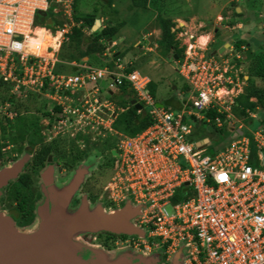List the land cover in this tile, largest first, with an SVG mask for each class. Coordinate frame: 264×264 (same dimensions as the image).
<instances>
[{
	"label": "built area",
	"instance_id": "2783aa9c",
	"mask_svg": "<svg viewBox=\"0 0 264 264\" xmlns=\"http://www.w3.org/2000/svg\"><path fill=\"white\" fill-rule=\"evenodd\" d=\"M72 4L0 0V81L12 95L31 92L60 109L52 113L51 136L86 135L91 141L119 136L112 176L103 190L112 204L131 200L140 209L136 226L145 229L147 238L139 244L147 250L156 245L169 258L181 247L182 264H264V128L249 131L243 124L255 113L246 112L244 118L232 113L245 86L235 66L208 54L207 40L199 42L207 38L204 25L186 32L176 22L171 32L183 48L176 71L188 85L176 112L157 106L146 93L147 76L126 73L120 64L112 70L57 73L56 53L74 26ZM51 7L66 23L54 34L39 33L35 17ZM103 79L109 91L127 82L136 102L150 109L152 124L133 137L114 131L115 106L100 101L98 89L87 86ZM198 124L209 132L226 129L228 143L203 155L209 140L190 138Z\"/></svg>",
	"mask_w": 264,
	"mask_h": 264
},
{
	"label": "trees",
	"instance_id": "16d2710c",
	"mask_svg": "<svg viewBox=\"0 0 264 264\" xmlns=\"http://www.w3.org/2000/svg\"><path fill=\"white\" fill-rule=\"evenodd\" d=\"M102 1L103 4L112 7L111 0ZM75 3L76 0H73L72 20L75 25L70 29L66 40L61 44L59 52V61L61 65L59 64L55 68V71L57 73H72L68 71L67 67L64 65L71 62L77 64L82 63L84 58H93L97 63L99 62L98 60L102 59L104 63L99 67L100 69L103 67L109 70L115 69L114 62L120 60L125 55V52H119L111 61H107L108 56L105 54L107 51L117 48V43L114 47H111L109 44L116 42L119 35V28L123 26V23H113L114 20L110 15L102 13L99 15L86 13L79 16L75 9ZM132 3L137 8L148 9V5H150L158 11L162 9V4L160 6L157 0H132ZM46 14L47 16L48 14L53 15V17L50 18L54 22V26L56 25L58 28L61 27L63 24L60 18L61 14H55L52 7L47 10ZM97 17L102 18V28L89 33V28L93 26ZM157 22L160 30V36L157 41L158 50L162 53H169L175 60L181 59L183 56V48L179 46V42L175 38V33L171 32L175 23L172 19L164 18L160 14L157 15ZM47 28L55 30L53 27ZM244 43L245 42L241 39L237 40L234 44V49L238 51ZM251 60L254 62L248 66L246 71L249 79L246 86L243 88V92L235 99V105L232 109V113L238 118L246 117V112L255 113L257 109H262L261 113L264 115V54L259 53L256 57H252ZM124 69L126 73H130L134 70L131 64L124 66ZM250 78L261 80L262 85L252 84ZM106 80L108 81V79ZM1 84L3 83L0 81V85ZM115 89L116 90L108 92V101L113 103L116 108V116L112 123V128L120 135L133 137L152 124L150 109L143 108L140 112L135 109L131 102L136 100V96L127 82H123ZM6 91L7 93L5 95L0 96V104L8 103L10 107L8 110H12L14 118L8 119L7 117L0 116V166L7 161L6 154L2 152V148L8 145L16 146L19 151L24 144H28L32 147H34L36 143L41 144V151L38 152L37 156L39 157V164H42L41 161L44 160V157L49 151H53L55 155L64 160L67 159L68 156H72L73 149L76 147V141L88 146V148H85L87 155L95 151L101 156L103 155V157L106 155L112 158L111 151L117 150L119 142L118 135H108L103 138H97L95 141H91L89 136L77 135L70 143L62 136H58L48 144L42 143L44 139L43 125L34 122L33 126H31L29 122L28 124L24 122V116H33L34 113H41L42 117L46 118L48 122L46 128L50 129L52 124H54L52 113H59L60 109L58 107H50L48 110L40 111L39 108H34L33 106L28 108L29 103L32 104L37 98H41V96L31 92H22V96L20 95L21 93L12 95L8 87ZM187 91L188 85H182L181 92L186 93ZM146 93L155 100V84L151 80L146 87ZM251 99H253V101ZM180 106V104L177 105V110L180 109ZM209 116L213 117L215 113L212 112ZM19 126L22 127V130L18 129ZM47 129H45V131ZM114 137V142H111L110 139H114ZM69 145L71 147H69ZM41 155H44V157H40ZM37 157L34 161L36 164ZM70 159L68 162H72ZM112 161H114V158H112ZM109 163L111 162L109 161ZM32 170L34 171L35 169L33 168ZM21 179L20 182L13 184L9 188L8 199L13 201L20 199V204H25V200H27L26 196L31 194V182L28 175L22 176Z\"/></svg>",
	"mask_w": 264,
	"mask_h": 264
},
{
	"label": "rangeland",
	"instance_id": "374dc122",
	"mask_svg": "<svg viewBox=\"0 0 264 264\" xmlns=\"http://www.w3.org/2000/svg\"><path fill=\"white\" fill-rule=\"evenodd\" d=\"M158 4L161 6V10H156L153 6L148 5V9L146 8H137L133 5L132 0H111L112 7H108L107 5L103 4L102 0H76L75 9L77 14L84 15L86 13H94V14H106L110 15L113 18V23H123V26L119 28V35L116 39L118 44L117 48L111 49L114 50L116 53L125 52V55L120 59L122 65L126 66L128 64L132 65L133 71H137L139 74L143 76H147L150 80L153 81L155 84V100L157 103L161 104L165 108H169L172 111H177V105L181 104L183 101V95L180 94L182 85H186V82L178 75L176 71V61L174 60L169 53H162L158 50V38L160 36V30L158 28L157 22V15L160 14L164 18L172 19L174 23L178 20L179 27H183L182 31H194L197 29L198 24L205 25V31L207 32L210 28L213 27L211 22H219L220 20H216L215 16L219 13L222 16H225L226 7L225 1L226 0H157ZM249 4L253 5V10L257 12H261L264 16V0H248ZM241 8L245 9L247 6L246 4H239ZM235 13H237L235 9ZM238 14V13H237ZM48 17H53V15L48 14ZM55 19V18H54ZM63 19V18H62ZM97 19H95L96 21ZM62 21V20H61ZM64 21V20H63ZM62 21V22H63ZM264 23V19L262 21ZM34 25L38 28L42 29H49L47 28L43 17L40 15H36ZM220 26L217 23V26ZM176 24L173 26L175 29ZM216 26V27H217ZM156 31L155 34L153 32ZM223 31V30H222ZM221 31V34L226 38L227 41L234 42L237 39H241L242 41L246 42L250 40L242 31H238L236 33L231 31ZM211 32V29H210ZM42 33V32H39ZM192 33V32H191ZM149 34H151L149 36ZM175 33V37H176ZM211 35V33H210ZM46 39V38H45ZM43 39V42L48 41ZM185 39V38H184ZM206 37L202 36L199 39L200 43L205 42ZM221 38L218 36L215 39V42L211 45L213 50H216L221 45ZM135 42H139V45L135 47ZM180 44L181 41L179 40ZM185 43V41H184ZM257 42L251 43V49L254 52V57H256L260 50L255 47ZM234 46V45H233ZM149 49L150 51H146ZM110 50V51H111ZM211 55V52L208 53ZM262 54H264L262 52ZM239 56L238 58L236 57ZM242 56L240 52H236L235 50H226L222 57V59H227L231 64L235 66V68H241L244 72L247 71L248 66L254 61L249 60L247 62L239 61V58ZM152 60H156L152 63ZM99 62L95 61L93 58L89 59V64L95 68L99 69L101 65L104 63L103 60H98ZM116 69V68H115ZM244 72H240L239 74L242 75ZM72 74V73H70ZM250 82L256 85H262V81L257 78H250ZM108 81L106 79L100 80L96 83H88V89L96 87L98 89L97 98L100 101H108L109 99V88H108ZM175 87V89H173ZM7 85L1 84L0 85V96L5 95ZM116 90L115 87L112 88ZM177 93V94H176ZM39 108L40 111L48 110L50 106V102L44 96L41 98H37L32 104H28L29 107ZM10 109L8 103L0 104V116L8 118H14L12 110ZM262 110V109H261ZM260 109L256 110V118L255 119H244L243 124L249 131H253L254 129L264 128V115L261 113ZM50 111V110H49ZM24 122L29 125L33 126V123L37 122L38 124L43 125L44 134L49 135L48 129L46 128L48 122L46 118H43L41 113L33 114V116L28 115L24 116ZM40 122V123H39ZM26 124V125H27ZM19 130H22V127H18ZM47 129V131H45ZM248 136L249 134L246 133ZM63 137H70L69 135ZM228 133L226 129H222L221 131H217L216 129L213 132H208L206 127L203 125L198 124L190 136L193 140H201L202 138H207L210 142L209 149L203 155H210L214 154L216 151L221 150L224 147L225 143L227 142ZM114 139H110L111 142H114ZM231 140V139H230ZM67 142H71L68 140ZM73 145V144H72ZM80 146V142H75V146ZM85 145V144H84ZM91 146V144H90ZM89 146V147H90ZM69 147H71L69 145ZM88 146L85 145V148ZM94 153L95 157H89L88 167H91L95 163H99L100 165L103 162H111L108 163V166L105 169H101L98 174L95 175L94 180L89 183L90 187H93L95 190L100 187V185L105 186L107 182L110 180L112 176V167L113 161L112 158L105 155L101 156L97 152L93 151L88 153ZM98 166V164H97ZM97 170V169H96ZM94 171L89 168L88 173ZM105 198V197H104ZM166 211L168 213L172 212L170 206H166ZM156 245L151 247L150 250H155ZM127 252H122L121 255H127ZM107 258L114 257L115 253L110 252L106 253ZM174 255V254H172ZM172 255H169V258H166L167 264H172ZM117 256V255H116ZM166 256V255H165ZM178 259V258H177ZM151 261H155L156 264L160 260L158 254L153 253L152 257L150 258ZM179 260V259H178ZM180 261V260H179Z\"/></svg>",
	"mask_w": 264,
	"mask_h": 264
},
{
	"label": "flooded vegetation",
	"instance_id": "af4514ba",
	"mask_svg": "<svg viewBox=\"0 0 264 264\" xmlns=\"http://www.w3.org/2000/svg\"><path fill=\"white\" fill-rule=\"evenodd\" d=\"M239 4H246L247 7L243 9ZM224 5L226 7L225 16L220 14V21L217 22L220 26H217L216 21L211 22L213 27L210 28V43L212 42L211 44H213L218 36L223 39L225 38L221 34L222 30L234 33L242 31L249 39L252 40V42L247 40L243 46L247 43L251 44L255 41L258 44H256L257 49L260 50V53H264L263 14L260 11H254L253 5L251 2L249 4L248 0H226ZM238 8L240 9L237 14L235 13V9L237 11ZM247 14L249 17L247 20H249L253 26L251 31L245 27ZM239 24H241V27H238ZM237 40L234 42L226 40L227 44H229L226 49L229 50L234 48L233 45L237 42ZM217 49L214 50V54L216 56H222L224 52L218 55L219 49ZM254 55L255 54H253V57ZM43 137L44 139L42 143L48 144L58 136L44 134ZM63 138L68 141L72 140L74 137ZM39 151H41V144L39 143L34 144V147L24 144L19 151L14 145H8L2 148V152L6 154L7 161L0 166V169L11 167L18 161H22L24 163V166L17 177L10 180L7 185L0 190V212L13 228L25 231L33 227L38 221L39 207L42 206L44 210L54 208L55 203L58 202L60 198L56 195V192L69 185L72 186V188H68L65 192L66 195L70 197V210L79 211L82 209L83 213V209L88 206L89 209H94L97 206H100L103 210L109 212L116 209H122L127 206L130 211H127L126 213L130 216V221L134 224L138 223L140 209L131 200H128V202L120 205H114L108 200L107 195L103 190V185H100V187L96 190L89 186V183L94 180L95 175L98 174L101 169H105L109 162L105 161L102 165L95 163L91 167H88L89 157H95V154L91 153L87 155L85 145L83 143L80 142L79 147L76 145L73 149L72 156H68L65 160L55 155L53 151H49L45 157L44 155L40 156L44 157V160L41 161L42 164H39V157H37ZM36 157L37 164L34 162ZM69 159L72 160V162H68ZM33 168L35 169L34 171L32 170ZM89 168L94 171L88 173ZM24 175H28L30 178L31 194L26 196L27 200H25V204H20V199L15 201L8 199V192L9 188L13 184L20 182V180H22L21 177ZM135 208L138 210L135 211ZM64 223L65 220L59 219L58 223L54 225L55 230L57 232L66 231ZM138 228L142 231L141 236H143V238H140V236L137 235H123L105 231L84 233L80 238L89 248L101 250L105 253L114 252L115 258L113 257L111 264H156L155 261L153 262L150 260L153 253L158 254L160 258L157 264H167L164 248H156L155 250L148 252L147 246L139 244L141 239L147 238V233L145 229L139 226ZM122 252H127L128 254L126 256L121 255ZM181 252L183 255L184 251L181 250ZM78 256L85 261L86 264H102L99 262L98 253H95L88 248H83L78 253ZM170 258H172V264H179L181 261L177 259V261L174 262V255Z\"/></svg>",
	"mask_w": 264,
	"mask_h": 264
},
{
	"label": "water",
	"instance_id": "95a60500",
	"mask_svg": "<svg viewBox=\"0 0 264 264\" xmlns=\"http://www.w3.org/2000/svg\"><path fill=\"white\" fill-rule=\"evenodd\" d=\"M92 29L96 31L95 26ZM257 45L255 44L256 48ZM228 46L229 44L225 45V47ZM244 48V59H239L240 62H247L253 57L250 43L245 44ZM224 51V47H221L218 50V55ZM131 104L136 110L143 109L135 100ZM157 106L161 107L162 105L157 104ZM208 130L210 131L211 128ZM111 155H116L114 150L111 151ZM23 166L24 163L18 161L11 167L0 169V190L10 180L17 177ZM68 188L70 189L72 186H66L56 192L60 198L55 203L54 208L44 210L42 206L39 207L38 221L28 230L22 231L13 228L0 212V264H86L78 256L83 248L98 253L99 262L102 264H111L113 257L107 258L105 252L86 246L80 238L81 235L105 231L115 234L137 235L143 238L141 236L142 231L130 221L131 218L126 213L130 211L127 206L109 212L100 206L94 209H89L88 206L83 209V213L82 209L79 211L70 210V197L65 192ZM134 210L138 209L135 208ZM59 219L65 220L66 231L64 232H57L54 228ZM174 256V262L178 258L181 260L179 264H182L181 247Z\"/></svg>",
	"mask_w": 264,
	"mask_h": 264
},
{
	"label": "crops",
	"instance_id": "0c3cea01",
	"mask_svg": "<svg viewBox=\"0 0 264 264\" xmlns=\"http://www.w3.org/2000/svg\"><path fill=\"white\" fill-rule=\"evenodd\" d=\"M239 9L240 8H238L237 9V12L239 11ZM46 12L47 11H40V12H38V14L37 15H40L41 17H43V19H44V21H45V24H46V26L47 27H53V28H55V30H49V29H42V28H39L40 30H37L38 32H42V31H45V32H47V33H52V34H54V32H56L57 31V29H58V27L55 25L54 26V22L51 20V18H49L48 16H47V14H46ZM55 14H57V13H55ZM61 18V20L63 21V24L61 25V27L66 23V21H65V19L61 16L60 17ZM63 18V19H62ZM215 18H216V20L218 21L219 19H220V14L218 13L216 16H215ZM249 17H248V14L246 15V20H245V27H246V29H250V31L252 30V25H251V22H249V20H247ZM97 19H101L102 20V18H100V17H97ZM178 21V20H177ZM199 24H201V23H199ZM264 24V23H263ZM201 25H204V24H201ZM235 27V26H234ZM233 27V28H234ZM238 27H241V24H239L238 25ZM263 29H264V25H263ZM42 30V31H41ZM156 33V31H154L153 32V34H155ZM151 34H149V36H150ZM207 36V38L205 39V40H207V51L208 52H211L212 54L214 53V50L211 48V43H210V38H211V35H210V32L206 35ZM48 39V38H47ZM46 39V40H47ZM159 39V38H158ZM48 41H50L49 39H48ZM64 42V41H63ZM62 42V43H63ZM49 43V42H48ZM116 43L117 42H113V43H110L109 45L111 46V47H114L115 45H116ZM227 44V41H226V38H224V39H222L221 40V45L219 46L220 48L221 47H224V49L225 50H227L226 48H228V47H225V45ZM135 47H137L138 45H139V42H135ZM218 47V49H220ZM217 49V50H218ZM232 49V48H231ZM146 51H150L149 49H146ZM59 52H60V48H59V50H58V53H56V57L58 58V61H59ZM225 52V51H224ZM119 53H116L114 50H111V52L110 51H107V53L105 54V55H107L108 56V59H107V61H111V59H113V58H115L117 55H118ZM253 54H254V52H253ZM89 59L90 58H84L83 59V62L82 63H79V64H77V63H75V62H71V63H68V64H66V65H64V66H66L67 67V69H68V71H71L72 72V74H74V73H76V72H78V71H81V69H85V68H87V67H92L88 62H89ZM95 60V59H94ZM174 60H175V58H174ZM96 61V60H95ZM156 60H152V63H154ZM60 64V61H59V63H57L56 64V66H55V68L58 66ZM115 64H120V65H122V63H121V61L120 60H118V61H116V62H114V65ZM61 65V64H60ZM63 65V64H62ZM128 65H130V64H128ZM123 67H124V65H122ZM103 68H105V67H103ZM240 68V67H239ZM74 69H76V70H74ZM100 69V68H99ZM239 73L240 72H244L243 71V69H236ZM62 74H65V75H70V73L69 72H64V73H62ZM242 80L244 81V83H245V86H246V84H247V81H248V79H249V76H248V74H247V72H244L242 75ZM149 79V78H148ZM150 80V79H149ZM152 81V80H151ZM173 89H175V87H173ZM176 90V89H175ZM208 130V129H207ZM208 132H209V130H208Z\"/></svg>",
	"mask_w": 264,
	"mask_h": 264
},
{
	"label": "clouds",
	"instance_id": "9594fccd",
	"mask_svg": "<svg viewBox=\"0 0 264 264\" xmlns=\"http://www.w3.org/2000/svg\"><path fill=\"white\" fill-rule=\"evenodd\" d=\"M99 20L100 19H97L95 22H94V24H93V26H95V29L97 30V29H101L102 28V24H101V26H98V23H99ZM176 22H178V21H176ZM74 23V22H73ZM97 23V24H96ZM176 24V23H175ZM75 25V24H74ZM92 26V27H93ZM205 26V25H204ZM92 27L91 28H89V30H92V32H94V30L92 29ZM72 28V27H71ZM203 31H205V27H204V29H203ZM91 32V33H92ZM210 32V29L206 32L207 34ZM211 33V32H210ZM229 50H235L234 48H232V49H229ZM244 50H245V48H244V46H241L240 47V49L237 51V50H235L236 52H240L241 54H242V56L239 58V59H243V54H244ZM226 51V50H225ZM213 55H215V54H213ZM216 56V55H215ZM218 57V56H217ZM236 57L238 58L239 56H237L236 55ZM245 87V86H244ZM252 101H253V99H251ZM136 101V100H135ZM142 106V105H141ZM256 114V113H255ZM14 115V114H13ZM6 117L8 116V115H5ZM14 117V116H13ZM8 118V117H7ZM8 119H12V118H8ZM47 131V130H46ZM115 151V150H114ZM115 153H116V151H115ZM113 158H114V156H112Z\"/></svg>",
	"mask_w": 264,
	"mask_h": 264
},
{
	"label": "bare ground",
	"instance_id": "6f19581e",
	"mask_svg": "<svg viewBox=\"0 0 264 264\" xmlns=\"http://www.w3.org/2000/svg\"><path fill=\"white\" fill-rule=\"evenodd\" d=\"M204 37V36H203Z\"/></svg>",
	"mask_w": 264,
	"mask_h": 264
}]
</instances>
